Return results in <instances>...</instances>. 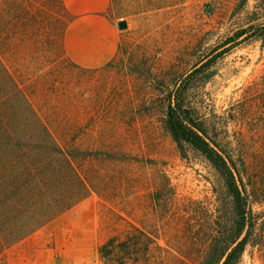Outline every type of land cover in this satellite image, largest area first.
<instances>
[{
    "label": "rangeland",
    "instance_id": "374dc122",
    "mask_svg": "<svg viewBox=\"0 0 264 264\" xmlns=\"http://www.w3.org/2000/svg\"><path fill=\"white\" fill-rule=\"evenodd\" d=\"M105 15L118 27L121 20L128 23L119 28L118 51L102 67L82 68L65 52L71 18L63 0H0V58L59 142L74 150L78 168L105 173L109 188L12 247L9 264H109L100 246L131 224L156 241L150 264H200L206 252L201 242L217 215L214 191L223 188L202 155L192 149L182 155L173 141L167 96L236 30L264 23V0H110ZM262 82L264 46L250 39L220 56L208 82L188 94L213 118L227 115ZM260 110L257 132L247 136L256 244L240 264H264ZM97 150L113 155L83 159L82 151Z\"/></svg>",
    "mask_w": 264,
    "mask_h": 264
},
{
    "label": "trees",
    "instance_id": "16d2710c",
    "mask_svg": "<svg viewBox=\"0 0 264 264\" xmlns=\"http://www.w3.org/2000/svg\"><path fill=\"white\" fill-rule=\"evenodd\" d=\"M250 39L264 46V23L236 30L214 51L217 53L200 61L176 92L167 96L166 128L173 141L182 155L188 149L202 155L223 188L214 191L217 215L210 235L202 238L206 252L200 264H240L248 246L256 244L247 136L257 132V111L264 109V82L261 87L252 85L227 115L215 114L213 118L202 114V106L188 94L194 86L208 82L220 56ZM81 153H85L84 160L92 155L96 159L106 153L113 155L102 150ZM77 157L74 150L59 142L0 58V264H9V250L32 233L94 192L105 195L109 191L105 173H84L76 164ZM168 188L172 197L173 187ZM167 202L171 204L173 199ZM155 242L150 234L131 224L125 232L110 236L99 253L109 264H150Z\"/></svg>",
    "mask_w": 264,
    "mask_h": 264
},
{
    "label": "crops",
    "instance_id": "0c3cea01",
    "mask_svg": "<svg viewBox=\"0 0 264 264\" xmlns=\"http://www.w3.org/2000/svg\"><path fill=\"white\" fill-rule=\"evenodd\" d=\"M71 20L64 34V48L82 68L109 63L118 51L119 27L105 13L110 0H63Z\"/></svg>",
    "mask_w": 264,
    "mask_h": 264
},
{
    "label": "water",
    "instance_id": "95a60500",
    "mask_svg": "<svg viewBox=\"0 0 264 264\" xmlns=\"http://www.w3.org/2000/svg\"><path fill=\"white\" fill-rule=\"evenodd\" d=\"M127 27H128V23H127L126 20H121V21L119 22V28H120V29H126Z\"/></svg>",
    "mask_w": 264,
    "mask_h": 264
}]
</instances>
